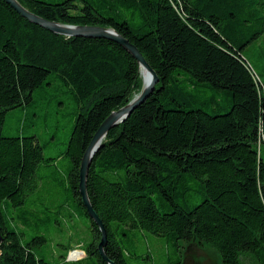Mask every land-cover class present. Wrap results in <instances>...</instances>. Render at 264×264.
I'll return each mask as SVG.
<instances>
[{
  "label": "trees",
  "instance_id": "16d2710c",
  "mask_svg": "<svg viewBox=\"0 0 264 264\" xmlns=\"http://www.w3.org/2000/svg\"><path fill=\"white\" fill-rule=\"evenodd\" d=\"M17 1L51 22L115 30L159 78L150 97L110 130L89 169L108 258L142 264L147 257L135 242L142 231L178 253L196 243L214 249L221 264L249 257L264 264V79L247 56L264 36V0ZM52 74L75 105V123L65 153L47 159L35 136L5 137L3 128L11 110L33 105L36 91L53 86ZM142 89L138 62L118 44L54 34L0 0V264H49L33 252L48 238L23 243L6 216L37 188L38 166L62 157L70 167L57 181L65 195L58 208L70 222L82 220L90 240L76 243L84 258L67 261L68 247L60 264H107L79 172L101 124ZM27 214L39 220V212L24 209L18 223L29 225Z\"/></svg>",
  "mask_w": 264,
  "mask_h": 264
},
{
  "label": "rangeland",
  "instance_id": "374dc122",
  "mask_svg": "<svg viewBox=\"0 0 264 264\" xmlns=\"http://www.w3.org/2000/svg\"><path fill=\"white\" fill-rule=\"evenodd\" d=\"M247 56L255 72L264 79V36L251 48ZM55 78L56 75L52 74L48 79L53 86L34 93L33 105L11 110L7 114L3 128L5 137L35 136L44 147V156L47 159L65 153L75 123V105L66 93L67 89ZM69 167L70 160L67 157H62L55 166L41 163L37 168V177L41 178L37 188L25 198L24 206L12 207L11 214L6 216L10 228L24 234L21 237L23 243H28L39 235L48 238L46 244L35 246L33 252L49 264H60L62 261L60 256L68 253V247L71 250L67 261L81 260L85 256L75 249L76 243L90 240V233L84 222L82 220L76 223L70 222L66 216L68 210L63 207L58 208L64 203L65 195L57 185V181L61 182L67 178ZM24 209L39 212V220L36 221L27 214L31 217L29 225L23 226L18 223L17 220ZM59 211L63 212L59 214ZM135 233L138 255L142 259L147 257L142 264H221L220 256L214 249L203 248L196 243H184L180 247L181 253H178L165 238L142 231ZM75 251L77 253H74ZM242 261L243 264H258L251 257L242 258Z\"/></svg>",
  "mask_w": 264,
  "mask_h": 264
},
{
  "label": "water",
  "instance_id": "95a60500",
  "mask_svg": "<svg viewBox=\"0 0 264 264\" xmlns=\"http://www.w3.org/2000/svg\"><path fill=\"white\" fill-rule=\"evenodd\" d=\"M9 6H11L22 18L28 20L32 24L38 25L45 30H48L54 34L62 35L65 37H78L88 39H106L111 42L118 44L121 48L127 51L131 56L138 62L141 72L142 70L147 71L151 74L152 78L148 84L144 82L143 89L130 103L125 107L113 112L99 127L96 134L94 135L81 163L79 172V194L83 205L85 206L89 217L96 223L97 227L101 232V242L98 246V252L102 257L103 261L107 264H115L106 255L105 248L108 245V234L104 224L94 210L87 189V180L89 175V169L93 161L94 156L100 150L104 139L107 134L113 128L119 126L125 122L130 115L142 105L153 93L156 85L159 83V78L151 66L147 63L141 52L136 46L131 44L121 34L113 29H107L102 27H91V26H67L56 22H51L42 17H39L25 7H23L17 0H4ZM4 242L2 233L0 232V247Z\"/></svg>",
  "mask_w": 264,
  "mask_h": 264
},
{
  "label": "bare ground",
  "instance_id": "6f19581e",
  "mask_svg": "<svg viewBox=\"0 0 264 264\" xmlns=\"http://www.w3.org/2000/svg\"><path fill=\"white\" fill-rule=\"evenodd\" d=\"M142 76H143L144 82H145L146 84H148V83L150 82L151 78H152L151 74L148 73V72L145 71V70H142ZM80 254H81V253H80Z\"/></svg>",
  "mask_w": 264,
  "mask_h": 264
},
{
  "label": "built area",
  "instance_id": "2783aa9c",
  "mask_svg": "<svg viewBox=\"0 0 264 264\" xmlns=\"http://www.w3.org/2000/svg\"><path fill=\"white\" fill-rule=\"evenodd\" d=\"M74 253H77L76 251L74 252ZM79 253H81V254H83L82 252H79ZM84 255V254H83ZM71 259V258H70ZM82 259V258H81ZM73 261H75V260H73Z\"/></svg>",
  "mask_w": 264,
  "mask_h": 264
},
{
  "label": "crops",
  "instance_id": "0c3cea01",
  "mask_svg": "<svg viewBox=\"0 0 264 264\" xmlns=\"http://www.w3.org/2000/svg\"><path fill=\"white\" fill-rule=\"evenodd\" d=\"M75 248H77V247H75Z\"/></svg>",
  "mask_w": 264,
  "mask_h": 264
}]
</instances>
